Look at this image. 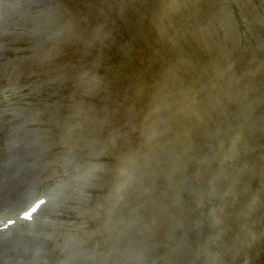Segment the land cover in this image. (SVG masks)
<instances>
[{
  "label": "rangeland",
  "instance_id": "rangeland-1",
  "mask_svg": "<svg viewBox=\"0 0 264 264\" xmlns=\"http://www.w3.org/2000/svg\"><path fill=\"white\" fill-rule=\"evenodd\" d=\"M133 1L134 4H132V6H134L135 3L139 1L137 4L140 7H137V11L141 12L145 16L149 15L151 8H155V5L153 4H144V1L141 5V0ZM159 1L160 3L163 2V0ZM176 1L178 3L180 0H171L170 4L173 5L174 3H176ZM206 2L212 4L213 0H206ZM219 2L221 3V5L223 4L226 7L224 13L228 11L227 18L224 16V13L222 14L223 9L221 10L222 15H220V17L222 18L223 25H229L231 23L234 31L236 32L235 36H237V32L239 31L236 24H240L239 26L241 27V29H244V32L247 31L244 36L239 38V40L247 41V44H250V40L254 39L259 42L264 39V0H220ZM219 2L218 6L220 5ZM58 3L59 6L62 7V15H64L65 21V23L62 24L63 29L66 31L65 34H62L64 35L63 40L59 41L58 43L48 42V44L40 46L39 44L36 45L34 43H31L30 41L18 42L17 40L10 38H1L6 51L0 53L1 62L4 64H0V85L2 83L4 86H7L9 83L8 77L6 76L10 74L9 69H11V67H6V63H8L9 66L10 64L12 66L14 64V67L19 69L20 65L24 63L20 72L21 76H24V78L21 82H15L16 86L18 87V97H13L18 98V100L9 98L8 94L4 93L3 91L2 93L0 92V110L4 107H2L1 104L7 98V101H13L14 103H16L14 106L19 107L21 109V112H24V121L30 122L31 120L36 119V122H38V112L40 108L39 105L37 106L36 104H40L39 99L44 94L46 97L47 88L51 87L53 94H55L56 92L58 93L57 89L61 86V89H63L64 87V92L66 93L65 103H67L68 106V116L66 115L65 118H69V120L67 119L69 122L67 127L70 138H72L71 136L77 135V139L81 134V137L77 140L78 143L76 142L70 150L66 151L64 149H54L52 151L54 153L53 156L52 153H50L48 154V158L39 163H44V166L47 162L51 165L50 168L52 169L51 171L50 169L48 170V173L50 171L49 174L47 173L48 179L42 180L40 179V176H36L33 179V182L37 185L36 187H33L29 190V196L35 194L41 195L43 193H46L47 189L53 188L56 181L59 182L63 179V175L65 174L66 169L63 168V166H58L54 170V159L60 157H63V159L65 157L68 158L69 155L67 153H72L73 156L76 154L77 156L79 155L81 157L82 155L80 154V151H86L88 155L93 159L95 158V155L97 153V150L94 149L95 141L97 143H102V145L104 144L103 150L105 155L103 156V161L101 162L94 160V162L89 166V169L93 171L92 176L94 178V181L91 183L90 187L91 193L94 196L93 199H95V203L93 206L94 213H90L89 209H84L81 205H77L75 209L76 211H74L72 214L67 211L64 214L61 211V208H54V213L52 215L47 213L43 216L44 222L41 223V227L43 229L41 228L38 235L42 237V240H44L45 238H51L53 240L52 243L56 246L58 244V239H61L60 245H62L65 242V236H68L69 233H73L75 235L86 233L87 238L81 244V252L79 253L78 257H74L80 262L77 261L79 263L74 262V264H106L108 259L111 258V249L113 247L111 246L112 244H109L110 235L107 230V225L104 224L103 218L101 216L102 204L100 202V197L104 198L105 195L103 193L98 194L100 193L97 189L98 177L100 176L99 173L101 172V170L103 171V169H105L110 174L120 172L119 170L122 166L124 160L123 158L125 156L132 157V154L140 150V148H138V145L142 141L139 137L141 130L140 128L143 126L142 123L145 121L142 119L144 117V111L140 107H143L148 115L149 112L153 110L151 109L152 106L155 105L156 91L154 90L152 97L149 94V101L145 104V106L144 104L141 105L143 103V98H139L141 101L139 100L140 102L138 101L139 103L136 104L138 108L136 106H133V109H136V112H134V110L131 109L124 100L118 99V96L114 94V91L112 90L113 82L110 80V77L105 74L103 69L98 68L101 67L100 65L93 66V69L99 70L103 73V75H98L96 71L90 69L91 67L84 71L79 70L78 72H72L68 74L67 71H65V67H63L60 63L61 61H63L65 51L68 48H71L70 50L74 49V51L77 52V49L73 46V43H78V38H80V40L83 39L85 44H87L89 47L94 44V41L88 39L85 40V38H82L83 34L81 28H84V26L86 27L84 31L86 37L88 36L89 38H97V28L100 24L98 16H104L105 11L110 14V8L114 9L111 16L118 15L124 22L130 23V26L134 23L136 18L134 12L131 13L129 17L126 12L121 10L120 4L113 0H58ZM179 3L182 12H186L188 11V9H190L191 11L193 10V7L191 9L192 4L189 0H184ZM76 8L81 9L76 10ZM181 15L183 14H180V16ZM131 17L134 20H132ZM242 20L244 22L243 24ZM118 32H121L120 34L124 36L126 33L134 34L135 29L130 28L126 29V31ZM106 34L110 36L114 33L106 32ZM83 40L82 44L85 47V50L82 51L79 48L80 51L78 52L80 54L84 52L83 54L86 55L88 54V50L86 49L87 47L83 43ZM238 44L241 47H244L246 45V43L239 42ZM128 45H134L136 47L137 51L139 52L137 60L140 59V65L148 68L150 61L148 60V58H144L146 52L149 55L148 46H146L145 49H142L141 47H139V43H135L134 41L129 42ZM97 49V53H99L100 55H103V53L106 55L107 52L110 53L111 51V47H108L105 51L104 46L101 42L100 44H97ZM117 51L121 53L127 52L126 48L121 47H118ZM246 52H252L254 55L256 54V52H258V48L255 49V47H252L251 51L244 50L242 54ZM152 57L158 61L157 53H155V55ZM258 57L259 56L254 57L256 58L254 60V62H256L257 64L256 66H259L258 63L260 61V58ZM248 60L251 61V58H248ZM240 61L244 65L248 66L245 55L243 59H240ZM78 66H76L75 68L79 69L80 67L77 68ZM6 68H8L9 73H7V75L4 73ZM114 69L116 71H120L119 67L116 65H114ZM37 70L39 72L42 71V73H34ZM118 75L121 74L117 73V76ZM111 79L113 80V78ZM260 84L264 85V76L261 79ZM21 88L23 89L22 92L19 90ZM258 99L259 96L256 95L254 100L252 101L253 105L256 104V101ZM261 99H263L262 96ZM60 101L61 100L59 99H55V101H52V106H54L53 109H55V107L57 109L62 108L60 107L62 104L59 103ZM43 102L44 99L42 100V104H40L41 106L44 105ZM102 105L107 106V108H103ZM110 107L112 108V111H114V116L110 114V111L108 113ZM162 108L164 111L166 110L164 107ZM252 113L254 117L258 114L256 113L254 108L252 110ZM261 113H264V110H262ZM112 119L116 121V128H110V126H107L112 122ZM11 130L12 127L9 131H4V134H10ZM92 131L93 133H95L94 138L90 134ZM246 133L248 134V131H246ZM30 134L33 135V137H36V139L38 140L37 143L40 147H42V144L40 143L41 138L43 140L42 143H50L52 141L51 145L59 141L58 138H55L53 140H49L48 138L43 139L44 136L48 135L47 131L44 128V125L33 126V128L31 127ZM5 137L6 136H4V139ZM98 137L101 138L99 139ZM4 142L5 140L3 141V145ZM141 145H143V143ZM239 151L242 150L239 149ZM237 153V155L240 154V152ZM243 162L245 166L244 168L242 166V170H244L245 172H250L249 160H244ZM97 173L98 176H96ZM69 174V177L67 178H71L72 180L73 178ZM144 177L145 181L149 178L146 176ZM95 180L97 181L96 183ZM221 183L222 182H219V179H212L210 182H208L207 180L205 181V185H209L210 187H218L219 185H221ZM239 186V188H242L243 191L249 193V197L253 196L251 178L249 180H246V184L243 185L241 182V185ZM65 187L67 188V190H71L70 185ZM138 187L139 193H141L142 187ZM77 192L80 194L77 196L78 199H82L83 201H85V195L87 193L82 194V190H79ZM144 192H146V190H144L143 193ZM131 197L133 202H136L135 199H138L134 198L133 196ZM130 200L131 198H128V201ZM126 201L127 199L125 200L124 198V203ZM200 201L201 195L196 193L191 202V209L193 210L194 206L199 222H201L203 218ZM126 210L127 213L125 214V216L129 221L127 224L128 232L126 236L128 247L127 254L131 258L130 264H177L176 258L178 254H176L175 256L173 254L165 256L166 253L171 250V248H175V251L179 253L181 252V249L187 248V253L189 254L187 257V263L198 264L195 253L196 243L193 223H191L192 228H190L189 226V228L185 230H183L181 226H177L174 229L169 228L163 230L167 234H165V237L162 239V236L160 234L163 231L154 232L152 227L150 226V222L153 223L152 221H154L155 223L156 218L152 219L149 216L142 217L140 221L143 222V225L147 226L144 230V233L148 231L155 237L156 240L152 238L149 233H147L144 242L141 243L142 247L140 248L136 246L138 236H135L133 234L131 220L135 221L136 216L141 211L137 210L136 205L132 202H128V208ZM194 213L195 211L191 213V222L194 219ZM138 232L141 233V230L138 229ZM179 232H184L185 235ZM162 240L167 241L166 246L162 245ZM52 243L51 246H49L48 250L50 248H53ZM72 245L70 244L69 246L71 247ZM45 247L46 243L44 242L41 246H39V248L42 249ZM9 254L10 253H4L3 255L4 257L7 256L6 258L10 259L13 256H8ZM67 254L68 253L65 252L63 254L62 252L59 255H63L64 257H59L58 255V258L45 259L46 264H68V260L65 257V255ZM69 264L72 263L69 262Z\"/></svg>",
  "mask_w": 264,
  "mask_h": 264
},
{
  "label": "bare ground",
  "instance_id": "bare-ground-1",
  "mask_svg": "<svg viewBox=\"0 0 264 264\" xmlns=\"http://www.w3.org/2000/svg\"><path fill=\"white\" fill-rule=\"evenodd\" d=\"M164 1L168 2L169 0ZM9 3L13 4L14 10L8 7ZM130 4H134V2H130ZM168 6L169 13H171V6ZM57 7V0H0V8H2V15H0V39L3 38L4 35L8 36V32L12 31L13 33L11 35L20 39L23 37L22 39L36 45L41 44L40 46H43V44L46 45L48 42L58 43L64 39V35L62 34H65V32L61 26L63 21L61 20ZM113 11L114 9L110 8V14L106 12V14L101 17L100 20L104 28H110L105 22L110 21L109 18ZM209 25L212 26L213 24L209 21ZM220 27H222V25ZM2 31L6 33H2ZM159 32L162 35L160 30ZM0 46V51H4V45L1 43ZM23 64L24 63L20 65V69L14 67V64L13 66L11 64L10 66L9 64H5L6 67H11V69H9L10 74L8 73V68H6L4 72L6 75L7 73L9 74L6 77H8L10 85L9 88L5 86L3 92L7 93L9 98L15 100H18V98L13 97H18V87L15 82H21L24 77L20 74ZM19 90L22 92L23 89L21 88ZM259 92L264 94V85H260ZM7 100L6 98L1 104L5 109L0 110V125L4 126L7 124L13 126V130L11 133V140L9 141L11 146L8 144L9 149H7L9 150L7 153L8 161L3 164L0 169V226L5 225L8 220H13L18 213L23 214L28 210L29 207H27V209L24 208L29 204V201L33 199L27 200L24 204L21 202H18L17 205L13 204L18 199H23L30 189L36 187L37 184L33 182L36 173L38 176H45L50 169V165L45 163L44 167H42L38 163V160L46 158L44 157L46 152L56 148V146L50 147L44 144V147L40 149L36 142V137L30 134L31 127L33 128V126L41 125L40 120L36 122V119H33L30 121L31 123L29 121H24L23 111L21 112L20 108H18V110L14 109L13 101ZM263 108L264 104H258V118L246 121L249 126L248 133L250 137L248 136V138H251L250 140L247 139V143L253 197L248 198L246 192L229 191V188H226V190H228L222 193V195H218L213 189L210 190V188L202 191L200 204H202L201 209L203 218L201 222H199L195 210L194 214L196 215H194L193 219L197 262L199 264H202L203 260L206 259H208L209 264H255L258 260V256L260 264H264V114L260 113ZM44 114H46L45 122L42 121V124L45 125V130L48 133L46 138H52V133L48 132V129L57 126L58 131L62 129L64 135L60 140V144L57 146L70 150L74 144V138H69L68 136V120L62 124L58 120L57 113L45 112ZM255 137L257 140H255ZM99 146L100 143H94L95 150L98 151ZM67 154L69 155L68 158L65 157L64 159L54 160V170L58 167V163H60L63 168L69 171H66L63 176L64 182L61 180V182L55 186L54 191L49 192V194L53 193L56 197L53 201L51 197L50 199L48 198L47 201L50 203L47 205L51 208L52 205L56 206V204L61 206L60 202H63L67 210L72 213L74 210L71 207V202L76 200L77 202L82 201L75 198L76 193L67 197L68 195L66 192L65 198V190L62 184H65V177L68 176L69 173H72V170L80 169L78 166L83 169L84 167L89 168L90 160L89 158H83L82 162L81 159L75 158L72 153ZM95 158L98 160L100 156ZM37 163L38 168H43L39 170L40 172L35 169ZM101 173V177L98 179V182L95 180V183L97 182L98 191L102 189L104 192L106 191L105 197L101 198L102 217L105 218V223L109 228V234L111 236L118 234L119 238H124L122 240V247L125 248V209L123 208L120 178L118 174H113L111 177L112 179L107 178L108 175L111 176L112 174L107 175L106 170ZM77 181L83 184L87 181V183H90L91 180L89 178L85 180L79 178ZM87 183L82 185L83 190L87 191ZM71 186L73 189L77 188L75 184ZM86 200V204L84 203L83 206L92 213L91 211H94L92 206L94 204L93 196H87ZM47 207L45 208L46 210ZM8 209H11V211L2 215L4 213L3 211ZM8 215H14V217ZM24 234L25 232H22L12 240H10V236L7 235L0 237L2 239L0 264H14L12 261H5L2 257L3 252L10 243H17L16 245H11L8 251L17 250L20 252L16 257V260H19L20 264H46L45 259H53L58 256L48 255L46 251L47 248H39L43 242L49 247L51 244L49 238H45L44 240L36 236L24 238L22 237ZM73 235L75 234L69 233L68 236H65V242L58 248V250H62L65 246L69 247V253L65 255L68 264L69 262L72 264H74V262L79 263L77 262L79 260L74 257H78L81 252V244L87 238L86 233H80L77 236ZM114 238L115 237H113V239ZM57 243L60 244L61 239H58ZM117 243L118 241L114 244V253L110 256L111 258L108 259L106 264L129 263V256L126 255L127 249H124L125 253L118 254ZM70 244L73 245L70 247ZM58 250L57 247L54 246V248H52V253L58 254L61 252H58ZM59 257L64 256L61 255ZM12 259L13 258H10V260Z\"/></svg>",
  "mask_w": 264,
  "mask_h": 264
}]
</instances>
